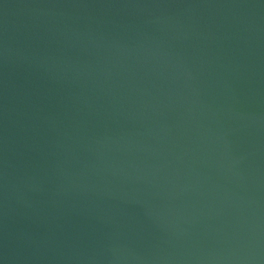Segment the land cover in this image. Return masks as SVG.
<instances>
[{
  "label": "water",
  "instance_id": "obj_1",
  "mask_svg": "<svg viewBox=\"0 0 264 264\" xmlns=\"http://www.w3.org/2000/svg\"><path fill=\"white\" fill-rule=\"evenodd\" d=\"M0 264H264V0H0Z\"/></svg>",
  "mask_w": 264,
  "mask_h": 264
}]
</instances>
